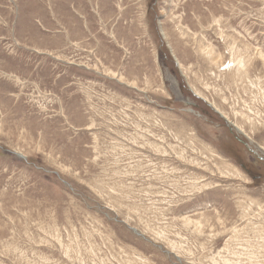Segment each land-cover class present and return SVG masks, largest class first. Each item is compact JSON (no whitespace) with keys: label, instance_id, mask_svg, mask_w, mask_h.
Here are the masks:
<instances>
[{"label":"rangeland","instance_id":"374dc122","mask_svg":"<svg viewBox=\"0 0 264 264\" xmlns=\"http://www.w3.org/2000/svg\"><path fill=\"white\" fill-rule=\"evenodd\" d=\"M0 264H264V0H0Z\"/></svg>","mask_w":264,"mask_h":264},{"label":"bare ground","instance_id":"6f19581e","mask_svg":"<svg viewBox=\"0 0 264 264\" xmlns=\"http://www.w3.org/2000/svg\"><path fill=\"white\" fill-rule=\"evenodd\" d=\"M170 79L175 83V81L172 79V77H170Z\"/></svg>","mask_w":264,"mask_h":264}]
</instances>
